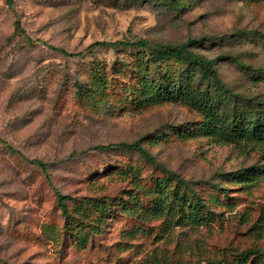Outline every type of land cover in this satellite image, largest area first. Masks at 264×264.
Listing matches in <instances>:
<instances>
[{
    "label": "rangeland",
    "instance_id": "1",
    "mask_svg": "<svg viewBox=\"0 0 264 264\" xmlns=\"http://www.w3.org/2000/svg\"><path fill=\"white\" fill-rule=\"evenodd\" d=\"M140 41H197L190 50L218 79L176 56L88 49ZM185 71L220 89L225 119L264 110V0H0V264H207L248 250L264 259V144H216L196 110L143 101L142 82ZM122 142L153 159L99 149ZM159 182L200 220L156 218ZM57 192L71 213L90 200L111 208L86 245L68 233Z\"/></svg>",
    "mask_w": 264,
    "mask_h": 264
},
{
    "label": "trees",
    "instance_id": "2",
    "mask_svg": "<svg viewBox=\"0 0 264 264\" xmlns=\"http://www.w3.org/2000/svg\"><path fill=\"white\" fill-rule=\"evenodd\" d=\"M197 41H190L184 45L171 46V45H156L152 48L147 42H95L91 44L88 49L93 50L104 47H116L132 48L139 51L150 53L152 58H156V54H163L166 56H176L183 58L184 60L191 61L193 66L203 68V76L211 77L213 80H217V73L213 70V64L208 62L205 58H202L193 53L190 48L197 44ZM67 57H79L83 55V52L69 53L62 49H55ZM164 80H146L141 85V96L143 101L148 104H156L165 101H171L188 108L196 110L203 116L204 122L202 130L206 137L210 138L213 142L219 145H232V144H252L260 143L264 144V113L263 109H257L253 105L251 114L248 116L235 117L234 119H225L221 116L219 109L217 108V101L221 100L219 88L216 93H210L201 88L200 85H192L194 81V74L185 71L183 75L178 78H167ZM168 82V83H167ZM167 83V84H166ZM223 97V96H222ZM252 103V102H251ZM252 117V118H250ZM102 150H128L136 151L144 158L152 160L153 157L144 149L140 142L134 143H116L106 146H100ZM34 164H38L45 172L48 170V165L38 161H32ZM166 185L163 182H159L156 188L157 199H155V210L153 215L156 218H163L166 216L169 219L175 220V223L181 225L186 219H191L193 222L199 221L200 218L197 214V208L188 207L185 195L174 192L173 200L169 203L170 197L166 194ZM57 198L60 207L63 210L64 216L69 219L66 225L68 233L75 237L76 242L81 245H86L89 241V237L92 233H99V227L111 212L107 202L90 200L86 204H76L71 213L68 210L67 201L69 197L57 192ZM189 210V215H184L185 210ZM94 210L99 214V218L94 219L91 215V211ZM128 214H134L146 219L151 216L148 212H136L134 210L126 211ZM75 215V221H70L72 216ZM92 230V232H89ZM259 251L248 250L243 252L239 259L232 262L215 261L208 262L207 264H248L250 256H256L252 260L255 264H262L263 260Z\"/></svg>",
    "mask_w": 264,
    "mask_h": 264
}]
</instances>
